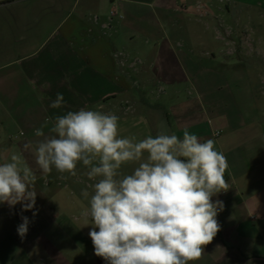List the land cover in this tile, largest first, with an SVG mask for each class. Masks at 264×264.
<instances>
[{
  "label": "crops",
  "instance_id": "crops-1",
  "mask_svg": "<svg viewBox=\"0 0 264 264\" xmlns=\"http://www.w3.org/2000/svg\"><path fill=\"white\" fill-rule=\"evenodd\" d=\"M223 1L227 9L237 3L264 9V0ZM193 7L211 12L214 0H0V164L19 155L35 174L37 192L32 210L0 203V264L103 261L88 234L91 218L82 215L99 178L90 180L82 162L76 176L54 168L44 174L34 153L44 139L35 130L45 120L48 136L55 116L81 108L117 115L121 137L136 141L155 137L161 122L181 138L187 129L201 142L212 139L227 158L229 188L212 197L223 202L220 230L190 264H264V122L247 128L215 118L219 74L208 61L215 53L204 52L211 45L193 33L191 24L204 19L188 13ZM150 79L174 81L175 95L182 94L178 81L193 87L194 98L169 109L173 123L144 100ZM57 93L64 103L52 108ZM138 163L123 165L122 175ZM22 216L29 219L23 239L17 232Z\"/></svg>",
  "mask_w": 264,
  "mask_h": 264
},
{
  "label": "clouds",
  "instance_id": "clouds-1",
  "mask_svg": "<svg viewBox=\"0 0 264 264\" xmlns=\"http://www.w3.org/2000/svg\"><path fill=\"white\" fill-rule=\"evenodd\" d=\"M63 103V94L57 93L50 106ZM48 124L45 120L35 130L44 137L34 149L42 173L54 168L76 176L82 162L89 167L90 180L99 178L90 185L94 194L82 212L91 218L88 234L97 257L106 264H190L202 257L221 227L217 215L223 202L212 197L229 188L224 178L227 158L212 139L201 142L187 129L181 138L161 122L155 137L136 141L121 137L117 115L87 108L55 116L45 136ZM130 162L139 163L131 174L122 175V166ZM35 179L21 157L12 154L10 162L0 164V203L32 210ZM21 218L17 232L23 239L29 219Z\"/></svg>",
  "mask_w": 264,
  "mask_h": 264
},
{
  "label": "rangeland",
  "instance_id": "rangeland-1",
  "mask_svg": "<svg viewBox=\"0 0 264 264\" xmlns=\"http://www.w3.org/2000/svg\"><path fill=\"white\" fill-rule=\"evenodd\" d=\"M214 5L211 12L194 7L188 12L194 19L204 18L191 24L193 33L211 45L204 52L215 53L213 58L208 56L213 70L219 74L212 94L213 114L215 118L223 115L233 123L251 128L255 120L264 122V9L241 3L227 9L223 0H214ZM173 83L150 79L143 97L151 111L165 113L171 123L175 113L169 109L177 108L179 100L195 97L193 87L185 81H178L182 94L175 95Z\"/></svg>",
  "mask_w": 264,
  "mask_h": 264
},
{
  "label": "built area",
  "instance_id": "built-area-1",
  "mask_svg": "<svg viewBox=\"0 0 264 264\" xmlns=\"http://www.w3.org/2000/svg\"><path fill=\"white\" fill-rule=\"evenodd\" d=\"M219 133H220L219 131H216L215 135L217 136V135H219ZM100 264H106V262L103 260L102 262H100Z\"/></svg>",
  "mask_w": 264,
  "mask_h": 264
}]
</instances>
